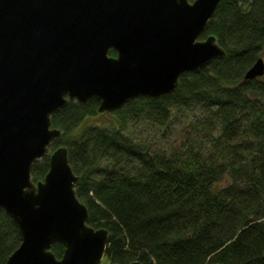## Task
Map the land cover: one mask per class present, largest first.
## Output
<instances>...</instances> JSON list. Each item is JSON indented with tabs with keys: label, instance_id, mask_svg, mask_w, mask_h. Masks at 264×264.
<instances>
[{
	"label": "trees",
	"instance_id": "16d2710c",
	"mask_svg": "<svg viewBox=\"0 0 264 264\" xmlns=\"http://www.w3.org/2000/svg\"><path fill=\"white\" fill-rule=\"evenodd\" d=\"M211 36L225 57L183 74L168 97L126 104L116 113L123 128L83 125L97 115L96 100L51 118L62 133L51 151H68L88 226L108 231L106 263L264 264V77L244 80L264 61V0H223L200 39ZM141 115L160 140L172 119L184 123L159 151L125 132ZM48 169V158L36 162L32 182ZM20 243L0 212V264ZM51 252L60 259L64 247Z\"/></svg>",
	"mask_w": 264,
	"mask_h": 264
},
{
	"label": "water",
	"instance_id": "95a60500",
	"mask_svg": "<svg viewBox=\"0 0 264 264\" xmlns=\"http://www.w3.org/2000/svg\"><path fill=\"white\" fill-rule=\"evenodd\" d=\"M222 1L0 0V212L21 236L5 264H112L101 263L108 231L88 226L67 149L51 152L62 134L51 118L70 102L96 100L109 115L175 93L183 74L225 57L214 37L200 40ZM262 77L259 59L244 80Z\"/></svg>",
	"mask_w": 264,
	"mask_h": 264
},
{
	"label": "rangeland",
	"instance_id": "374dc122",
	"mask_svg": "<svg viewBox=\"0 0 264 264\" xmlns=\"http://www.w3.org/2000/svg\"><path fill=\"white\" fill-rule=\"evenodd\" d=\"M141 116H133L131 119H127L125 121V132L128 131L133 134L134 137H137L139 139H143L146 141L151 140V144H158L159 147H157V150L161 151L160 147L166 146L169 143L172 144L173 140L178 137L180 128L182 127V123H184L182 118H176L172 119L171 124L169 125L171 128V131L168 132L165 137H163V140H160L161 138V133L157 132V129L155 126L151 125L150 123H147L144 119H142ZM122 116L113 113L111 115H95L93 117H90L85 120L84 124L85 126L87 125H92V126H99V127H104L107 128V126L112 125L114 127H120L123 128V125L121 124L122 121ZM173 126L171 127V125ZM150 144V143H149ZM151 145V146H152ZM101 263H104L101 261Z\"/></svg>",
	"mask_w": 264,
	"mask_h": 264
},
{
	"label": "flooded vegetation",
	"instance_id": "af4514ba",
	"mask_svg": "<svg viewBox=\"0 0 264 264\" xmlns=\"http://www.w3.org/2000/svg\"><path fill=\"white\" fill-rule=\"evenodd\" d=\"M116 55L114 54V56H112V57H115Z\"/></svg>",
	"mask_w": 264,
	"mask_h": 264
}]
</instances>
